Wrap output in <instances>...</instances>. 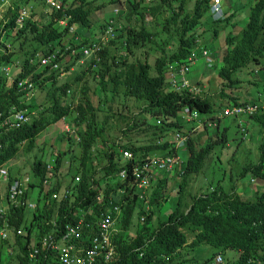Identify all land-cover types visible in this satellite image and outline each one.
Instances as JSON below:
<instances>
[{"label": "trees", "instance_id": "obj_1", "mask_svg": "<svg viewBox=\"0 0 264 264\" xmlns=\"http://www.w3.org/2000/svg\"><path fill=\"white\" fill-rule=\"evenodd\" d=\"M211 2L10 0L0 264H264V0H218L214 12ZM188 65L213 72L217 100L189 81ZM236 105L255 108L240 127L222 113ZM15 108L27 121L2 125ZM62 118L65 140L38 147ZM22 152H32L25 170ZM24 178L14 203L9 187Z\"/></svg>", "mask_w": 264, "mask_h": 264}, {"label": "built area", "instance_id": "obj_2", "mask_svg": "<svg viewBox=\"0 0 264 264\" xmlns=\"http://www.w3.org/2000/svg\"><path fill=\"white\" fill-rule=\"evenodd\" d=\"M47 1L50 2L51 0H47ZM216 2H217V0H216ZM9 3H10V0H1L0 14L4 11L1 9H5V7L9 5ZM25 16H26V9H22L17 16L16 23L18 25H22L23 19ZM85 52L87 53V50H85ZM192 58H193V60L191 61V63L189 65H191L194 62V58H195L194 54L190 55V57L188 59H192ZM43 61H45V60H43ZM189 65L184 70L188 71L190 69ZM11 67H12L11 65H7V64H4L3 66H1V71L4 73V75L7 78H9L12 74L11 73ZM27 82L28 81L25 79V80L20 81L18 83V85L27 84L28 86L31 87L30 83L28 84ZM180 86H182V87L186 86V82L184 81L183 83L180 84ZM253 110H254V107H252V106H249L246 110H243L242 108H231V109L226 108V109H224L223 113L224 114H239L242 111L247 112V113H251ZM8 117L7 116L5 117V119L1 123L2 125L9 124L10 119L13 121V125H15V126H19L21 123H23L24 121L27 120L26 111L24 109H16L15 108L12 111V113L8 115ZM67 130H68V128H67ZM176 139L179 143L178 145H181V144H183L184 141H186V136L176 134ZM7 176H8L7 167L0 166V177L3 180H6ZM26 182H27V178H24V179H20V180H15L11 184V186L9 187V197H10V200L12 202L18 203V200L21 199V195H23V193H24V188H25ZM28 205L33 206L30 203ZM103 226H106V224L104 223ZM2 235H4V234H2ZM90 253L93 254L94 251H91ZM109 255H110V252L107 251L106 257ZM216 260H218V261L221 260V256H217ZM69 262H71V260H69L68 257H64L63 263L67 264Z\"/></svg>", "mask_w": 264, "mask_h": 264}, {"label": "rangeland", "instance_id": "obj_3", "mask_svg": "<svg viewBox=\"0 0 264 264\" xmlns=\"http://www.w3.org/2000/svg\"><path fill=\"white\" fill-rule=\"evenodd\" d=\"M239 0H237L238 2ZM249 1V0H248ZM232 2H236V0H232ZM236 2V3H237ZM1 10H4V9H1ZM245 15L247 14V11L245 10L244 11ZM1 16V14H0ZM214 47L212 46V44H210L209 46V49H213ZM219 47L216 48V50L218 49ZM220 48L218 49V54H220L219 52ZM219 57V55H218ZM220 63V62H219ZM198 65V64H197ZM12 67H14L13 65H11ZM11 67V68H12ZM207 69V68H206ZM204 69L202 72L200 73H197V76L200 77L199 79L196 78L197 82L194 83V85L198 86L199 88L197 90L201 91L203 90L204 88L208 87V85L212 86L213 87V90H214V93L211 95V99L212 101H215L218 99L217 94L220 92V89H224L222 88L221 86H219V84L217 83L218 81L216 80V78L213 75V72H212V75H207V70ZM194 73V66L191 67V71L188 73V76H191L192 74ZM204 76V77H203ZM222 80V79H221ZM203 83V85H200V83ZM212 93V91H211ZM26 111V109H25ZM224 116H230V117H233L231 116V114L229 115H224ZM148 118V117H147ZM232 120V118H230ZM228 119H222L220 122H219V125H220V128L222 129L225 125L228 124L227 122ZM61 120H58L57 122L51 124V125H56L55 127L51 128V129H48L46 131H42L38 136H37V143H38V147L42 146L43 142H46L47 145H51L53 147L57 146V143L55 144V140L54 138L56 137V135L54 134V130L56 127H60V129H62V125L59 124ZM232 124V122H229ZM229 126V125H228ZM249 127V136H253V134L256 132V128H257V124L256 123H251L248 125ZM239 131L240 130H236V127H233V126H229L228 129H227V134L229 136V138H236L237 135H239ZM54 134V135H53ZM63 133L61 134V137H62ZM51 136V138H49ZM249 136H246L245 137V141H244V144L246 143L247 144V139ZM250 142V141H248ZM47 151V150H46ZM35 152V150H33V153ZM31 155H32V152L30 153H21V156L19 158L18 161H16V163H18L17 165H20L22 167L23 170H25L27 168V165L30 163V159H31ZM249 178L247 177L246 180H248ZM251 187V184L249 186L248 189H250ZM172 188V187H171ZM151 189V188H150ZM150 189H149V192H150ZM169 204H171L169 201L167 202L166 206H168ZM27 213H29V210L27 211Z\"/></svg>", "mask_w": 264, "mask_h": 264}, {"label": "crops", "instance_id": "obj_4", "mask_svg": "<svg viewBox=\"0 0 264 264\" xmlns=\"http://www.w3.org/2000/svg\"><path fill=\"white\" fill-rule=\"evenodd\" d=\"M246 1H248V0H240V2H241V4L243 5V4H245L246 3ZM112 8V7H111ZM236 8H238V5L236 4V7H235V9H231L230 8V10L228 11V13H232L234 10H236ZM243 14H245V13H243ZM101 15H103V13H101ZM240 17H242V16H240ZM200 67H201V65H200ZM195 68L194 69V73L189 77V81H191V83H195V82H197L196 80V78H200V77H198L197 76V73H200V72H202L204 69H201V68ZM14 70V67H12L11 68V73H14L15 72V70ZM204 77V76H203ZM59 124H61L62 125V129H60V127H56L55 129H53L54 130V134L56 135V137L54 138V140H55V144H56V142L57 141H59L60 139L61 140H65V135H66V132H67V128H68V123L66 122V120H64V119H61V121H60V123ZM56 125H49V127H48V129H51V128H53V127H55ZM48 129H46V130H48ZM45 130V131H46ZM63 133V135H62V137H61V134ZM53 134V135H54ZM49 138H51V136L49 137Z\"/></svg>", "mask_w": 264, "mask_h": 264}, {"label": "clouds", "instance_id": "obj_5", "mask_svg": "<svg viewBox=\"0 0 264 264\" xmlns=\"http://www.w3.org/2000/svg\"><path fill=\"white\" fill-rule=\"evenodd\" d=\"M212 9H213V12L216 10V9H218V5H219V2H218V0H217V2H216V0H212ZM239 3L241 4V2H240V0H239ZM246 3H247V1H246ZM242 5V4H241ZM244 5V4H243ZM116 8V7H115ZM118 9V10H117ZM117 12L119 13L120 12V8L117 6V8H116V11H115V14H117ZM244 16H245V14H244ZM190 71H191V68L189 69ZM22 81V80H21ZM19 86H21V85H19ZM263 101H264V99H263ZM249 106L248 105H246L245 107H242V106H238V105H236V106H234V107H232V108H242L243 110H246L247 108H248ZM253 107V106H252ZM226 108H229V107H225L224 109H226ZM17 109V108H16ZM224 109H223V111H224ZM230 109V108H229ZM25 110V109H24ZM254 110H255V108H254ZM253 110V111H254ZM223 111H222V113H223ZM252 111V112H253ZM251 112V113H252ZM251 113H247V112H244V111H242L241 113H239V114H231V116H236V119H238V124H239V127H240V125L242 124V121L240 120V117L241 116H243L244 114H251ZM27 115V114H26ZM223 115H229V114H224L223 113ZM27 119H28V116H27ZM62 119H64V118H62ZM65 120V119H64ZM27 121V120H26ZM200 121V120H199ZM199 121H198V123H197V125H196V127L195 128H198L199 127ZM25 122V121H24ZM23 122V123H24ZM200 123H202V121H200Z\"/></svg>", "mask_w": 264, "mask_h": 264}]
</instances>
